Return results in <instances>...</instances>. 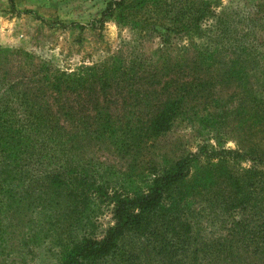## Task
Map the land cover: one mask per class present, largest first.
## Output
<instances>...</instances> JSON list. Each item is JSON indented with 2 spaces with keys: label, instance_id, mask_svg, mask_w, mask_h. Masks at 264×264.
<instances>
[{
  "label": "trees",
  "instance_id": "trees-1",
  "mask_svg": "<svg viewBox=\"0 0 264 264\" xmlns=\"http://www.w3.org/2000/svg\"><path fill=\"white\" fill-rule=\"evenodd\" d=\"M212 17V0L108 2L94 28L159 36L157 61L120 50L68 70L0 47V256L21 238L59 248L56 264H264V100L250 81L264 79V53L230 49ZM190 113L217 145L159 164L155 142Z\"/></svg>",
  "mask_w": 264,
  "mask_h": 264
},
{
  "label": "rangeland",
  "instance_id": "rangeland-1",
  "mask_svg": "<svg viewBox=\"0 0 264 264\" xmlns=\"http://www.w3.org/2000/svg\"><path fill=\"white\" fill-rule=\"evenodd\" d=\"M110 1L0 0V47H18L33 51L55 66L68 70L102 62L120 50L128 59L157 61L166 49V44L159 36L139 34L138 31L111 19L100 29L94 28V22L101 18V13ZM212 2L214 17L212 22L207 24H219L220 19H223L228 27L226 42L230 49L240 44L249 48L257 47L259 53H264V0ZM172 42L174 46L180 47L186 45L187 40ZM250 81L256 86L255 94L259 97L256 101L263 102L264 87L260 86L264 79L261 71H257L255 78ZM226 94L222 107L228 105L231 109L235 105L233 103L238 104L237 98H233L232 90H228ZM247 99L246 94L244 110L253 113L254 110ZM222 107L214 111L221 113ZM204 116L198 114L193 118L190 113L177 121L170 132L155 142L154 152L159 157V164L167 158L173 160L198 152L204 143L217 145L214 137L211 138L213 135L208 134L196 123V118ZM261 130V124H257L256 142L264 141V133L260 132ZM238 141V138H226L224 145L226 148L236 149ZM111 160L112 163L121 165L119 160ZM127 164L123 163V167L119 169L124 170ZM201 218L207 232L219 233V227L212 222L215 219L213 215L204 212ZM97 223L98 233L107 229L113 224L111 213L106 210ZM23 241L21 238L12 240L10 243L15 242L13 248L0 256V264H56L59 248L46 242L40 245L36 241L26 246Z\"/></svg>",
  "mask_w": 264,
  "mask_h": 264
}]
</instances>
